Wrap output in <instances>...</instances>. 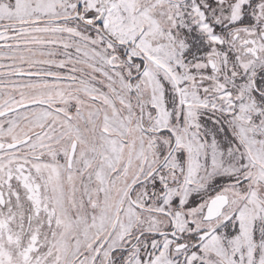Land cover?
Here are the masks:
<instances>
[{
	"label": "snow or ice",
	"instance_id": "1",
	"mask_svg": "<svg viewBox=\"0 0 264 264\" xmlns=\"http://www.w3.org/2000/svg\"><path fill=\"white\" fill-rule=\"evenodd\" d=\"M0 264H264V0H0Z\"/></svg>",
	"mask_w": 264,
	"mask_h": 264
}]
</instances>
